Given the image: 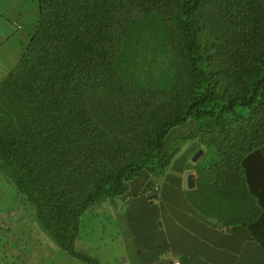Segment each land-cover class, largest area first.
Instances as JSON below:
<instances>
[{
  "label": "trees",
  "instance_id": "1",
  "mask_svg": "<svg viewBox=\"0 0 264 264\" xmlns=\"http://www.w3.org/2000/svg\"><path fill=\"white\" fill-rule=\"evenodd\" d=\"M35 1L0 79V176L42 231L104 264L77 249L84 213L195 142L188 199L264 250V0Z\"/></svg>",
  "mask_w": 264,
  "mask_h": 264
},
{
  "label": "crops",
  "instance_id": "2",
  "mask_svg": "<svg viewBox=\"0 0 264 264\" xmlns=\"http://www.w3.org/2000/svg\"><path fill=\"white\" fill-rule=\"evenodd\" d=\"M1 3L2 79L19 56L26 31L17 32L15 22L26 15ZM198 149L195 142L184 144L161 177L143 173L123 197L90 208L81 218L78 241L89 239L83 234L88 223L96 238L88 240V252L104 264H172L174 259L180 264H261L264 250L248 228L205 218L188 199V176L196 182L192 156Z\"/></svg>",
  "mask_w": 264,
  "mask_h": 264
},
{
  "label": "rangeland",
  "instance_id": "3",
  "mask_svg": "<svg viewBox=\"0 0 264 264\" xmlns=\"http://www.w3.org/2000/svg\"><path fill=\"white\" fill-rule=\"evenodd\" d=\"M0 1H4L5 3H1V5L6 6L8 9L10 8V11H15L16 8L21 12H25L26 16H22V20L15 22L17 32L23 29L24 26L34 23L36 19L35 0ZM25 31L27 32V30ZM1 77L0 75V79ZM181 131L187 132L188 126L183 127ZM84 228L83 234L89 239L96 240L91 235L93 229L89 230L88 223L84 225ZM89 239L78 241L77 249L87 252L89 249ZM0 264H85L73 259L55 245L36 223L33 212L28 208L23 199L4 182L1 176Z\"/></svg>",
  "mask_w": 264,
  "mask_h": 264
},
{
  "label": "water",
  "instance_id": "4",
  "mask_svg": "<svg viewBox=\"0 0 264 264\" xmlns=\"http://www.w3.org/2000/svg\"><path fill=\"white\" fill-rule=\"evenodd\" d=\"M204 150L202 148H199L192 156V161L196 163L202 156ZM189 189H193L195 187V180L194 176L190 174L188 176V184H187Z\"/></svg>",
  "mask_w": 264,
  "mask_h": 264
},
{
  "label": "built area",
  "instance_id": "5",
  "mask_svg": "<svg viewBox=\"0 0 264 264\" xmlns=\"http://www.w3.org/2000/svg\"><path fill=\"white\" fill-rule=\"evenodd\" d=\"M156 189H158V187H157ZM172 264H180V262H179L178 259H174V260L172 261Z\"/></svg>",
  "mask_w": 264,
  "mask_h": 264
}]
</instances>
